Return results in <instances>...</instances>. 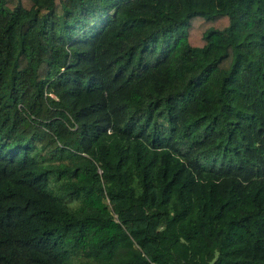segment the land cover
I'll list each match as a JSON object with an SVG mask.
<instances>
[{
	"label": "trees",
	"instance_id": "1",
	"mask_svg": "<svg viewBox=\"0 0 264 264\" xmlns=\"http://www.w3.org/2000/svg\"><path fill=\"white\" fill-rule=\"evenodd\" d=\"M0 264H264V0H0Z\"/></svg>",
	"mask_w": 264,
	"mask_h": 264
}]
</instances>
